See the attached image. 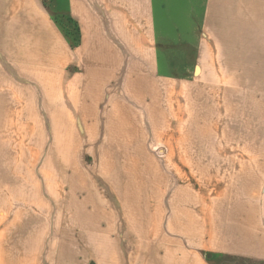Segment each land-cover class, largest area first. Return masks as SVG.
Wrapping results in <instances>:
<instances>
[{
	"label": "crops",
	"instance_id": "obj_1",
	"mask_svg": "<svg viewBox=\"0 0 264 264\" xmlns=\"http://www.w3.org/2000/svg\"><path fill=\"white\" fill-rule=\"evenodd\" d=\"M2 109L28 195L0 180V264H264V0H0ZM150 169L158 217L120 195Z\"/></svg>",
	"mask_w": 264,
	"mask_h": 264
},
{
	"label": "rangeland",
	"instance_id": "obj_2",
	"mask_svg": "<svg viewBox=\"0 0 264 264\" xmlns=\"http://www.w3.org/2000/svg\"><path fill=\"white\" fill-rule=\"evenodd\" d=\"M43 3L45 5H47V7L50 6V0H43ZM58 18V17H57ZM61 19H56L59 21V24L62 28V30L64 31L65 35L71 39V41L73 42L74 45H77V43L79 42L80 39V32H79V28L76 25L75 22H73L71 19H69L67 16L64 17L62 15V17H60ZM48 94V93H47ZM5 100V98H4ZM7 104H9V100L7 99ZM4 114V111L2 109V113L0 116V128L2 127L3 131H5L6 127H5V121L7 119V115ZM49 128L51 130V132L53 134H56L57 132H59V130H57L55 128V124L50 123ZM60 133V132H59ZM4 134V132H3ZM2 135V131L0 132V165L1 166H5L7 167L6 169H15V168H20V170H11V171H3L0 172L1 176H0V180L2 181V184L4 186V190L5 193L7 194V196L12 197V196H27V192H26V186L24 184V179H25V173L24 170L22 168V157H17V151L12 152L10 150V148L4 143V139L1 137ZM11 137V135H10ZM57 140V137L55 138V141ZM67 140V139H65ZM58 143H60L62 150L60 152V157H59V168L60 169H65L68 168L69 164H70V159L68 156V147L66 146L67 141H64L63 139H58L57 140ZM153 152L156 155V158L159 161H163L165 159V151L163 149H161L158 146H155L153 148ZM13 153L15 155H13ZM142 152H139V154H141ZM132 155H126V157L129 158L130 161L133 162L134 157H131ZM141 157V156H140ZM146 159V158H145ZM57 160V161H58ZM85 160L87 163L89 164H93V160L91 156H86ZM62 161V162H61ZM51 163V161H49V159H47L43 164H47V163ZM111 161H109L110 163ZM115 159L111 162L114 163ZM21 165V166H20ZM20 166V167H19ZM152 166V165H150ZM2 168V167H1ZM110 169V167H108ZM21 171V172H20ZM150 177H152L153 180V184L151 183V186L149 185L148 191L144 185V182L146 181L143 176L141 175L140 172L135 173V176H132L131 179L133 181H128L124 187L122 188V194L120 193V195L124 198V199H133V200H140L143 202L140 203H144L145 201H149L152 206V209H154V212L156 213H152L153 216L156 215L157 217L161 215V211H159L158 209V205L160 203V191L159 188L163 185V183H166L167 180L162 181L161 180V175L159 174V172L156 170H152L150 169L149 171ZM145 174H147L145 172ZM154 175V176H153ZM21 176V177H19ZM194 177V175H192ZM40 180H41V185L43 188V192L44 194L50 195L49 189L48 188V183L47 180H53V175L52 173H48L46 176L45 175H40ZM221 180V179H220ZM10 184V185H9ZM209 184V183H208ZM7 188V189H6ZM127 190L130 191V194H127ZM230 190L229 188L226 187V185H222V186H218L214 189V193H216V197L217 198H221V199H225V198H229L230 197ZM56 194H57V190H56ZM52 195V194H51ZM201 195H206V191L204 190L203 193H201ZM59 199V197L57 196L55 198V200L57 201ZM171 199L167 198V203L168 205H172L174 203V200H179L181 202H186V203H193L195 201V194H191L188 192H185L183 190H176L172 200L170 202ZM224 204H218V206H223ZM156 209V210H155ZM3 214H5V210H0V215L3 216ZM179 214L182 216H185L186 218V223L188 221L189 225H194V223L196 222V218H195V214L182 207L181 209H179ZM182 231L186 233V230L188 231V234H192L194 233V228H189V227H181ZM194 229V230H192ZM245 260V259H244ZM233 264H247V262H243L242 259L237 260V262L235 261Z\"/></svg>",
	"mask_w": 264,
	"mask_h": 264
},
{
	"label": "bare ground",
	"instance_id": "obj_3",
	"mask_svg": "<svg viewBox=\"0 0 264 264\" xmlns=\"http://www.w3.org/2000/svg\"><path fill=\"white\" fill-rule=\"evenodd\" d=\"M58 127H60V123L57 125ZM57 126L55 125V128L57 129ZM60 132V131H59ZM64 137L68 138V134H64ZM62 139V138H61Z\"/></svg>",
	"mask_w": 264,
	"mask_h": 264
}]
</instances>
